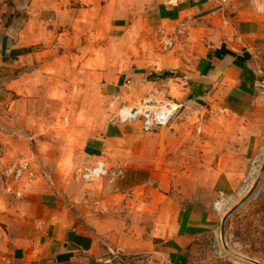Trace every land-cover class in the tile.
<instances>
[{
  "label": "crops",
  "instance_id": "obj_1",
  "mask_svg": "<svg viewBox=\"0 0 264 264\" xmlns=\"http://www.w3.org/2000/svg\"><path fill=\"white\" fill-rule=\"evenodd\" d=\"M163 36L172 50H162ZM148 98L177 103L178 120L155 134L141 122L82 133L81 166L103 160L123 185L95 184L93 219L67 181L70 143L45 153L40 129L0 132V264H189V248L214 217L210 206L168 196L158 138L176 134L189 115L220 110L239 120L250 151L264 143V0H0L3 114L20 124L23 114L69 116L95 104L101 113L108 100L118 116ZM20 158L37 175L30 185L5 177Z\"/></svg>",
  "mask_w": 264,
  "mask_h": 264
},
{
  "label": "rangeland",
  "instance_id": "obj_2",
  "mask_svg": "<svg viewBox=\"0 0 264 264\" xmlns=\"http://www.w3.org/2000/svg\"><path fill=\"white\" fill-rule=\"evenodd\" d=\"M95 103L93 101L92 105ZM100 104L103 105L102 111L105 110L101 113L94 112L95 104L87 113H72L69 116L65 113L23 114L21 122L18 120L20 124L12 114H3L0 107V132L7 137L35 134L36 129H40L39 138L45 145L50 144L46 145L45 153L49 148L50 153L59 154L63 152L64 145L70 143L65 148L75 168L67 181L74 198L81 202L78 203L80 212L91 219L95 214V202L100 198L99 186L95 184L123 186L121 175L110 166L107 177L91 183H83L77 176L81 165L87 164L80 157L79 142L84 139L82 133L88 135L94 132L97 125L116 122L118 117L109 111L112 104L108 100H102ZM30 107L31 104H28V109ZM57 107L54 106V111ZM179 115L180 111L171 123L178 120ZM32 118L35 119L33 125L30 123ZM28 127L33 128L29 130ZM241 127L239 120L228 113L202 111L189 115L176 134L166 130L158 138L157 154H163V166L170 171L165 187L170 191L168 196L178 200L182 206L192 203L210 206L214 217L213 228L198 236L188 250L189 264H264V143L254 153L250 151ZM71 128L79 131L77 138L68 136V129ZM43 156L46 155L41 154ZM258 156L262 161L257 164ZM39 162L44 165L43 160Z\"/></svg>",
  "mask_w": 264,
  "mask_h": 264
},
{
  "label": "built area",
  "instance_id": "obj_3",
  "mask_svg": "<svg viewBox=\"0 0 264 264\" xmlns=\"http://www.w3.org/2000/svg\"><path fill=\"white\" fill-rule=\"evenodd\" d=\"M180 34V32H177V36ZM161 46L164 52L172 50L174 47L173 38L171 36L164 37ZM180 108L177 103L169 102L165 105H159L153 99L148 98L139 108L122 110L115 120L119 124L141 122L144 133H153L157 129L168 126L180 111ZM261 161V156H258L256 159L257 164ZM109 172L108 164L100 160L92 165L79 168L77 176L81 182L91 183L107 177ZM5 177L11 178L17 185H30L34 183L37 175L31 170L29 161L20 159L18 163L5 170Z\"/></svg>",
  "mask_w": 264,
  "mask_h": 264
},
{
  "label": "water",
  "instance_id": "obj_4",
  "mask_svg": "<svg viewBox=\"0 0 264 264\" xmlns=\"http://www.w3.org/2000/svg\"><path fill=\"white\" fill-rule=\"evenodd\" d=\"M262 171H264V165H263V167H262ZM228 216H229V215H227V216L225 217V219H224V222H223V230H222V232H224V224H225V222H226Z\"/></svg>",
  "mask_w": 264,
  "mask_h": 264
},
{
  "label": "trees",
  "instance_id": "obj_5",
  "mask_svg": "<svg viewBox=\"0 0 264 264\" xmlns=\"http://www.w3.org/2000/svg\"><path fill=\"white\" fill-rule=\"evenodd\" d=\"M166 76H167V75H166ZM190 248H191V247H190ZM190 248H189V249H190Z\"/></svg>",
  "mask_w": 264,
  "mask_h": 264
},
{
  "label": "bare ground",
  "instance_id": "obj_6",
  "mask_svg": "<svg viewBox=\"0 0 264 264\" xmlns=\"http://www.w3.org/2000/svg\"><path fill=\"white\" fill-rule=\"evenodd\" d=\"M251 174V173H250Z\"/></svg>",
  "mask_w": 264,
  "mask_h": 264
}]
</instances>
